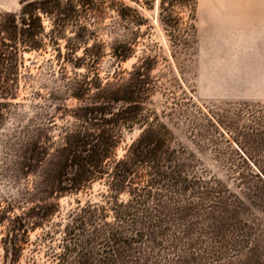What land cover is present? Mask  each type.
<instances>
[{"label":"rangeland","instance_id":"rangeland-1","mask_svg":"<svg viewBox=\"0 0 264 264\" xmlns=\"http://www.w3.org/2000/svg\"><path fill=\"white\" fill-rule=\"evenodd\" d=\"M19 12L18 0H0V13ZM143 15L150 35L125 61L110 54L120 37L108 33V18L97 32L103 54L92 68L73 67L63 40L61 55L47 40L20 55L16 95L0 99V199L30 189L44 164L21 167L26 143L54 154L78 123L81 102L71 90L86 79L94 93L93 73L105 83L116 69L125 79L141 58H152L144 115L170 136L133 193L119 195L127 207L107 202L104 179L60 196L54 212L35 216L41 226L29 231L17 264H264V0H198L193 20L181 13L185 43L178 48L155 10ZM43 26L47 33L46 19ZM140 132L124 131L117 159ZM51 201L34 194L19 206ZM87 203L103 206L106 217L80 219ZM3 255L0 243V264H9Z\"/></svg>","mask_w":264,"mask_h":264},{"label":"trees","instance_id":"trees-1","mask_svg":"<svg viewBox=\"0 0 264 264\" xmlns=\"http://www.w3.org/2000/svg\"><path fill=\"white\" fill-rule=\"evenodd\" d=\"M18 1L17 15L0 13V99L4 100L16 95L13 82L20 55L43 49L44 40L58 55H61L58 41L63 40L66 60L73 67L92 68L103 54L97 32L108 18V33L120 37L110 45V54L118 62L125 61L134 53L135 46L150 35V19L143 15L144 11H156L158 25L169 33L173 47L178 48L185 43L180 34L181 13L193 20L198 3V0H127V4L123 0ZM43 19L49 23L47 33ZM187 29L192 31L193 24L189 23ZM77 51H81L80 56L75 55ZM152 63V58H141L125 79L114 69L112 80L105 83L93 73L91 79L96 91L92 94L86 79L71 90L72 96L81 102L75 114L78 123L67 129L62 145L54 149V154L50 155L49 147L43 144L26 143L21 167L33 170L41 164L44 166L30 189L20 191L15 200L0 199V231L3 230L0 243L5 263H18L29 231L41 226L35 216L42 219L50 215L58 206L55 201L66 193H77L95 180L104 179L107 202L127 207V202H118L119 195L133 193L143 171L162 158L160 155L165 153L170 136L165 126L154 119L147 121L144 115V103L154 85L147 73ZM135 126L141 132L117 159L116 149L124 131ZM34 194L53 201L28 208L19 206L34 199ZM17 209L20 211L16 212ZM79 211L80 219L95 213L97 219L106 217L105 208L94 203L85 204Z\"/></svg>","mask_w":264,"mask_h":264}]
</instances>
